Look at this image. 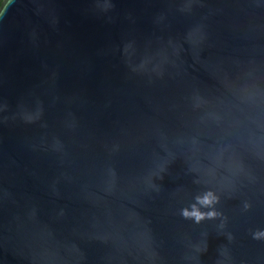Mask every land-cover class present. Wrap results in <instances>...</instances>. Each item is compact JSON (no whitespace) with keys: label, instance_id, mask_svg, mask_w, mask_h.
Listing matches in <instances>:
<instances>
[{"label":"water","instance_id":"95a60500","mask_svg":"<svg viewBox=\"0 0 264 264\" xmlns=\"http://www.w3.org/2000/svg\"><path fill=\"white\" fill-rule=\"evenodd\" d=\"M0 264H264V0H6Z\"/></svg>","mask_w":264,"mask_h":264},{"label":"clouds","instance_id":"9594fccd","mask_svg":"<svg viewBox=\"0 0 264 264\" xmlns=\"http://www.w3.org/2000/svg\"><path fill=\"white\" fill-rule=\"evenodd\" d=\"M5 2H6V0H0V10H2L4 8ZM199 199H200V203H202V204H211L215 201L216 197L214 196V194L212 192H208L203 197H201ZM184 215L185 216L193 215L196 217L197 220H200L205 215L213 216V215H215V213L213 211L203 213V212L199 211L198 209H196V210L191 211V212H189L188 210H185Z\"/></svg>","mask_w":264,"mask_h":264}]
</instances>
